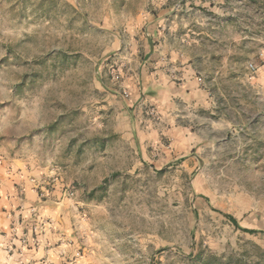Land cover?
Returning <instances> with one entry per match:
<instances>
[{
    "label": "rangeland",
    "instance_id": "1",
    "mask_svg": "<svg viewBox=\"0 0 264 264\" xmlns=\"http://www.w3.org/2000/svg\"><path fill=\"white\" fill-rule=\"evenodd\" d=\"M263 53L264 0H0V158L51 198L0 264H264V126L184 144L127 84L135 60L205 55L222 115L224 80Z\"/></svg>",
    "mask_w": 264,
    "mask_h": 264
},
{
    "label": "crops",
    "instance_id": "2",
    "mask_svg": "<svg viewBox=\"0 0 264 264\" xmlns=\"http://www.w3.org/2000/svg\"><path fill=\"white\" fill-rule=\"evenodd\" d=\"M156 58L135 60L136 72L128 73L127 84L134 90L140 110L152 106L153 110L157 108L163 115L161 120L174 123L177 137L184 144L189 143L187 137L191 134L201 135V125L207 122L223 121L225 125L233 127L238 135L246 133L249 128L264 126V53L257 59V71L251 79L247 77V65L244 68L239 65L235 79L224 80L228 85H225L222 94L225 99L230 98L234 102L224 103L222 115L213 93L214 79L208 81L202 75L207 71L216 73L212 70L210 57L205 61V72L198 65L205 55L187 58L179 54L162 57L160 60ZM225 60L223 68L230 78L232 67ZM231 80L234 81V88L229 86ZM249 97L251 102L248 101ZM251 103L261 108L251 109L253 111L249 118L248 107ZM231 109L234 110V117L230 114ZM190 120L198 127L188 132ZM141 132L142 142L155 135L150 134L148 129ZM256 138L263 139L264 135ZM21 168L18 159L0 158V243L10 240L12 232L20 230L17 227L18 218L21 214L26 216L30 206L40 205L45 208L51 201V198H44V187L30 181Z\"/></svg>",
    "mask_w": 264,
    "mask_h": 264
},
{
    "label": "trees",
    "instance_id": "3",
    "mask_svg": "<svg viewBox=\"0 0 264 264\" xmlns=\"http://www.w3.org/2000/svg\"><path fill=\"white\" fill-rule=\"evenodd\" d=\"M227 218H229V220L239 229H242L244 230L245 232H249V233H257L256 230H253V229H246V228H243L241 227V225L239 224V221L237 220V218H235L233 215H229V214H226Z\"/></svg>",
    "mask_w": 264,
    "mask_h": 264
},
{
    "label": "built area",
    "instance_id": "4",
    "mask_svg": "<svg viewBox=\"0 0 264 264\" xmlns=\"http://www.w3.org/2000/svg\"><path fill=\"white\" fill-rule=\"evenodd\" d=\"M250 68L252 69V70H256V66L253 64V63H251L250 64ZM126 92V91H125ZM126 96L127 97H129V94L126 92Z\"/></svg>",
    "mask_w": 264,
    "mask_h": 264
}]
</instances>
